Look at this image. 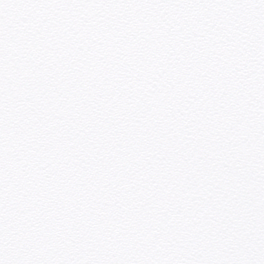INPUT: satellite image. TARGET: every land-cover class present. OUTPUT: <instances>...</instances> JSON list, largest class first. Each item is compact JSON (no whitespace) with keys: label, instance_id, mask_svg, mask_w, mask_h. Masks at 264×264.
I'll return each mask as SVG.
<instances>
[{"label":"snow or ice","instance_id":"6c2138e0","mask_svg":"<svg viewBox=\"0 0 264 264\" xmlns=\"http://www.w3.org/2000/svg\"><path fill=\"white\" fill-rule=\"evenodd\" d=\"M0 264H264V0H0Z\"/></svg>","mask_w":264,"mask_h":264}]
</instances>
